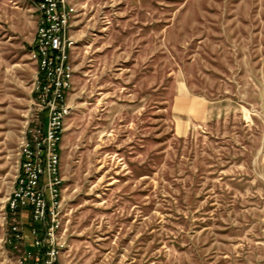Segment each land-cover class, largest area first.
<instances>
[{
	"label": "rangeland",
	"instance_id": "374dc122",
	"mask_svg": "<svg viewBox=\"0 0 264 264\" xmlns=\"http://www.w3.org/2000/svg\"><path fill=\"white\" fill-rule=\"evenodd\" d=\"M78 7L60 263L264 264V0ZM37 20L34 0H0V264L33 249L7 200L43 115Z\"/></svg>",
	"mask_w": 264,
	"mask_h": 264
},
{
	"label": "built area",
	"instance_id": "2783aa9c",
	"mask_svg": "<svg viewBox=\"0 0 264 264\" xmlns=\"http://www.w3.org/2000/svg\"><path fill=\"white\" fill-rule=\"evenodd\" d=\"M81 0H34L38 27L32 56L38 63L36 91L42 120L29 130L21 142V161L7 210L16 243L23 236L18 214L31 219L32 250L19 258L40 264H61L57 234L61 227L62 177L59 144L66 117L71 112L67 94L73 86L74 67L70 50L76 40L70 34L72 18ZM17 247V244L16 246Z\"/></svg>",
	"mask_w": 264,
	"mask_h": 264
},
{
	"label": "trees",
	"instance_id": "16d2710c",
	"mask_svg": "<svg viewBox=\"0 0 264 264\" xmlns=\"http://www.w3.org/2000/svg\"><path fill=\"white\" fill-rule=\"evenodd\" d=\"M42 122L44 123L45 120L42 118ZM41 260L38 261H34V260H28L27 262H25V264H40Z\"/></svg>",
	"mask_w": 264,
	"mask_h": 264
},
{
	"label": "crops",
	"instance_id": "0c3cea01",
	"mask_svg": "<svg viewBox=\"0 0 264 264\" xmlns=\"http://www.w3.org/2000/svg\"><path fill=\"white\" fill-rule=\"evenodd\" d=\"M22 216H23V219L29 217V216H27V214H25V213H24V215H22ZM30 232H31V231H30ZM30 232H29L28 230H25V235H26V236H29V235H30Z\"/></svg>",
	"mask_w": 264,
	"mask_h": 264
}]
</instances>
